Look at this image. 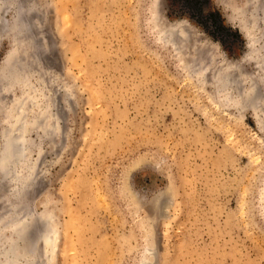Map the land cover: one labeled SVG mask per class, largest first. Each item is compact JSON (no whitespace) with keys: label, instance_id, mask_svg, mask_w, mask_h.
I'll return each instance as SVG.
<instances>
[{"label":"rangeland","instance_id":"374dc122","mask_svg":"<svg viewBox=\"0 0 264 264\" xmlns=\"http://www.w3.org/2000/svg\"><path fill=\"white\" fill-rule=\"evenodd\" d=\"M9 1L0 264H264V0Z\"/></svg>","mask_w":264,"mask_h":264},{"label":"bare ground","instance_id":"6f19581e","mask_svg":"<svg viewBox=\"0 0 264 264\" xmlns=\"http://www.w3.org/2000/svg\"><path fill=\"white\" fill-rule=\"evenodd\" d=\"M11 5H13L12 3H10V1L9 0H0V34L2 35V34H4L6 31H7V27H8V22H7V20H6V18H5V15H6V13L8 12V10L9 9H11L12 8V6ZM16 6V5H15ZM26 6V5H25ZM11 7V8H10ZM23 6H21V3H19L18 5H17V10L15 11V14L17 13V15H18V18H20L21 17V15H20V12H21V8H22ZM27 21V20H26ZM23 25V24H22ZM19 26H21L20 24H19ZM172 37V35H168V38H170L171 39V37ZM53 115H54V113H53ZM21 119H23L22 117L20 118V120ZM18 123L19 122H17V126H18ZM21 123H23L22 122V120H21ZM20 125V124H19ZM21 125H23V124H21ZM21 128H23V127H21ZM19 129V128H18ZM16 130V129H15ZM16 131H17V133H16ZM15 131V135L16 136H19V138H18V140H16V142L15 143H13L12 144V147L14 146V149L13 148H11V149H9V151L10 152H8L9 154L8 155H6V157H5V159L6 160H4L3 159V163H6L5 161H7L8 162V164L9 163H12L13 162V164H9L11 167H9V169L8 170H6V175H5V177H8V178H10V179H15V178H17V176H19L18 175V173H17V169L14 167L13 168V165H14V162H16L17 164L19 163V161L21 160V159H23L24 157H25V153L23 154V155H21L22 153H23V150H24V148L25 147H23V143H24V133H22L21 131H19V130H16ZM19 131V132H18ZM15 137V136H14ZM10 143L11 142H9V145H10ZM21 149H23L22 150V152L20 153V150ZM13 152H12V151ZM20 153V154H19ZM8 157V158H7ZM40 159V158H39ZM18 167V166H17ZM12 168H13V170H12ZM12 171V172H11ZM23 213H22V211H20V210H18V214H17V219H16V223L17 224H19L20 225V227H19V233H21V236L23 235H25L26 234V232L28 231V229H27V227H26V230L27 231H25V227H23L25 224H24V218H25V216H26V214L25 215H22ZM15 215V214H14ZM26 223V222H25ZM47 240L50 238L48 235H45L44 236ZM14 249V248H13ZM10 251L12 252V250L10 249ZM8 264V263H7Z\"/></svg>","mask_w":264,"mask_h":264},{"label":"trees","instance_id":"16d2710c","mask_svg":"<svg viewBox=\"0 0 264 264\" xmlns=\"http://www.w3.org/2000/svg\"><path fill=\"white\" fill-rule=\"evenodd\" d=\"M201 1V0H200ZM213 23L215 24V25H217V27L216 28H218V27H221L222 26V24H219L220 22L218 21V20H214L213 21Z\"/></svg>","mask_w":264,"mask_h":264},{"label":"water","instance_id":"95a60500","mask_svg":"<svg viewBox=\"0 0 264 264\" xmlns=\"http://www.w3.org/2000/svg\"><path fill=\"white\" fill-rule=\"evenodd\" d=\"M8 158V157H7ZM4 160H6L5 158H4Z\"/></svg>","mask_w":264,"mask_h":264}]
</instances>
